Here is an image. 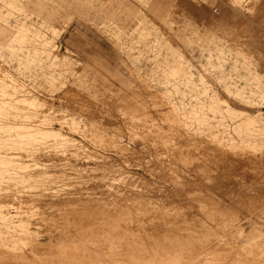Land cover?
Returning a JSON list of instances; mask_svg holds the SVG:
<instances>
[{
	"label": "rangeland",
	"instance_id": "rangeland-1",
	"mask_svg": "<svg viewBox=\"0 0 264 264\" xmlns=\"http://www.w3.org/2000/svg\"><path fill=\"white\" fill-rule=\"evenodd\" d=\"M164 1L170 12L152 13L158 0H0V206L24 216L4 222L20 223L13 242L0 224L3 264L70 261L56 248L76 244L93 250L81 264H150L157 250L169 264H264L263 238H248L264 236V81L251 72H264V0L239 23L229 0ZM12 79L64 124L18 109ZM119 233L143 251L103 253Z\"/></svg>",
	"mask_w": 264,
	"mask_h": 264
},
{
	"label": "bare ground",
	"instance_id": "bare-ground-1",
	"mask_svg": "<svg viewBox=\"0 0 264 264\" xmlns=\"http://www.w3.org/2000/svg\"><path fill=\"white\" fill-rule=\"evenodd\" d=\"M158 1H160V4H159V6H157L156 5V2H155V4H154V7H150V9H151V12L153 13V12H158V13H160L159 11H161L162 9H164L166 12L168 11V12H170L169 11V9L171 8L167 3H164V2H166V1H161V0H158ZM220 1H222V0H220ZM247 1L248 0H229V4H228V8H229V12L231 11V15H230V17H232L233 18V21H235L234 23H239L240 21H242V16H245V13H246V11H247V9H246V7H247ZM252 1H255L254 3H256L257 4V1H260V0H251L250 1V4L252 3ZM249 2V1H248ZM246 4V5H245ZM254 5V4H253ZM1 9V8H0ZM14 9V8H13ZM256 9V8H255ZM249 10V9H248ZM14 11V10H13ZM215 11V10H214ZM253 11V10H252ZM216 12V11H215ZM225 12V11H224ZM147 13V12H146ZM3 14V13H2ZM140 14V13H139ZM142 14V13H141ZM149 14V13H148ZM4 15V14H3ZM203 17V16H202ZM218 17V16H217ZM232 21V22H233ZM143 22H144V20H143ZM152 22H153V20H152ZM142 23V22H141ZM151 23V22H150ZM149 23V24H150ZM243 23V22H242ZM107 25V24H106ZM110 25H111V23H110ZM113 25V24H112ZM143 25V24H142ZM207 25V24H206ZM114 27V26H113ZM209 27V26H208ZM52 27H50V29H51ZM64 28V27H63ZM27 29V28H26ZM28 30V29H27ZM26 30V31H27ZM47 30V29H46ZM52 30V29H51ZM117 30V29H116ZM157 30H158V28H157ZM62 31H63V29H62ZM159 31V30H158ZM29 32V31H28ZM43 32V31H42ZM114 32V31H113ZM52 33H55V32H52ZM61 33H64V32H61ZM151 33V32H150ZM166 33V32H165ZM57 34V33H56ZM164 34V33H163ZM47 36V35H46ZM55 36V35H54ZM140 36V35H139ZM164 36V35H163ZM152 37V36H151ZM156 37H158V35L156 36ZM57 38V37H56ZM179 38L181 39L182 37H180L179 36ZM40 39H42L41 37H40ZM52 39H54V38H52ZM58 39V38H57ZM44 40V39H43ZM43 40H41V41H43ZM50 40V39H49ZM176 40V39H175ZM174 40V41H175ZM219 40V39H218ZM38 41V40H37ZM48 40H47V38L43 41L44 42V44L43 45H41V46H43V53L45 54V56H47V54L49 55V57H50V52H49V50H48V45L50 44L51 45V43H49V42H51V41H49V42H47ZM157 41V40H156ZM39 42V41H38ZM52 42H53V40H52ZM42 43V42H41ZM40 43V44H41ZM166 43V42H165ZM53 44V43H52ZM174 44V43H173ZM178 44V43H177ZM186 44V43H185ZM36 45V44H35ZM155 45V44H154ZM173 46V45H172ZM175 46V45H174ZM51 48H52V46H51ZM42 49V48H41ZM40 49V50H41ZM216 50V49H215ZM29 51H30V49H29ZM52 51V50H51ZM49 52V53H48ZM43 53H42V55H43ZM47 53V54H46ZM52 53V52H51ZM227 53V52H226ZM182 54V53H181ZM29 56V55H28ZM167 56V55H166ZM242 56V58H243V60H244V62L247 64V65H249L250 67L251 66H253V64L251 63V62H249L248 60H246V56H244L243 54L241 55ZM49 57H48V59H49ZM59 57V56H58ZM51 58V57H50ZM65 59V58H64ZM68 59V58H67ZM165 59V58H164ZM169 59V58H168ZM44 60V59H43ZM53 60H54V57H53ZM55 60H57V58H56V56H55ZM191 60V59H190ZM184 61V60H183ZM42 62V61H41ZM45 62V61H44ZM62 62H63V60H62ZM189 62V61H188ZM187 62V63H188ZM258 62V61H257ZM43 63V62H42ZM262 63H264V61L262 62ZM38 65V64H37ZM45 65V64H44ZM170 65V64H169ZM40 66V65H39ZM166 66H167V64H166ZM188 66V65H187ZM46 67V66H45ZM189 67V66H188ZM40 68V67H39ZM62 68V67H61ZM253 69L251 70V72H252V74L254 75V77H259V79L262 81V79H263V81H264V72H262L261 71V73L259 74V73H256L257 72V70L254 68V67H252ZM53 69V68H52ZM249 69V68H248ZM8 70V69H7ZM172 70V69H171ZM191 70V69H190ZM260 70V69H259ZM52 71V70H51ZM3 72V71H2ZM66 73H67V71H66ZM6 73H4V75H5ZM230 74V73H229ZM228 74V75H229ZM251 74V73H250ZM18 75V74H17ZM56 75V74H55ZM58 75V74H57ZM61 75V74H60ZM248 75H249V73H248ZM33 76V75H32ZM44 76V75H43ZM63 76V75H62ZM11 77V76H10ZM31 77V76H30ZM38 77V76H37ZM41 77H42V75H41ZM59 77V76H58ZM34 78V77H33ZM36 78V77H35ZM254 79V78H253ZM258 79V80H259ZM13 80V79H12ZM20 80V79H19ZM51 80V79H50ZM53 80H54V78H53ZM221 80V79H220ZM13 81H14V83H13ZM12 81V83H13V85H9L11 88L13 87V89H14V91L15 92H18L19 91V96L17 95V98H16V100L14 101V105H16L17 107H18V109H22V110H28L29 112L31 111L32 113H29V115L31 116V118H30V116H26V115H22V116H19V117H21V119H27V118H30V119H33V121H35L36 120V122H37V124H39V123H41V121L44 123V122H46L47 120L49 121V123H51L50 121H51V118L49 117V116H53V120L54 121H57V122H63V116L61 117L60 116V114H57L56 112H53V111H47V108H45V107H47V104L44 102V101H42V100H40L38 97H36L35 95L33 96V95H31V93L28 91V92H26L25 90H24V86L22 85V84H20L19 83V81H15V80H13ZM254 81V80H253ZM7 82V81H6ZM35 82V81H34ZM52 82V81H51ZM54 82V81H53ZM52 82V83H53ZM251 82V81H250ZM257 83V82H256ZM4 84V83H3ZM53 84H55V82L53 83ZM65 84V83H64ZM258 84V83H257ZM6 86V85H5ZM258 87V86H257ZM3 88V87H2ZM0 90H1V88H0ZM7 90H8V87H7ZM14 91H12L13 93H14ZM6 93H7V91H6ZM18 94V93H17ZM264 94V93H263ZM262 95V94H261ZM10 96V95H9ZM12 96V95H11ZM250 96V95H249ZM13 97H16V96H13ZM12 97V98H13ZM1 98V97H0ZM12 98H11V100H12ZM262 98V97H261ZM248 100V99H247ZM254 100V99H253ZM245 101V100H244ZM10 102V101H9ZM8 101H4V102H2L3 104H0V108H2L3 106L6 108V106L8 107V106H10L11 105V103H9ZM12 102H13V100H12ZM1 103V102H0ZM13 104V103H12ZM49 104V103H48ZM1 105H2V107H1ZM20 105V106H19ZM198 106V105H197ZM12 107H13V105H12ZM15 107V106H14ZM44 107V112H48L47 114H45V115H49L48 117L46 116H43V118H40V122H38V118H39V116L37 115V116H35L34 117V115H35V113H36V111L38 110L39 111V109L40 108H43ZM10 108V107H9ZM219 108V107H218ZM48 110H50V109H48ZM43 111V110H42ZM42 111H41V113H42ZM43 112V113H44ZM66 113V112H65ZM222 113V112H221ZM16 114V113H15ZM15 114H13V116L15 115ZM38 114L39 115H41L40 114V112H38ZM8 115V114H7ZM62 115V114H61ZM63 115H64V113H63ZM13 116H12V118H13ZM42 116V115H41ZM59 117H61V118H59ZM4 118V117H3ZM7 118V117H6ZM14 119V118H13ZM17 119V118H16ZM255 119V118H254ZM18 120V119H17ZM224 120V119H223ZM247 120V119H246ZM245 120V121H246ZM250 120V119H249ZM32 121V120H31ZM244 121V122H245ZM252 121V120H251ZM65 122V121H64ZM64 122L62 123V124H64ZM262 122V121H261ZM42 123V124H43ZM48 123V124H49ZM255 124V123H254ZM44 125V124H43ZM222 125V124H221ZM220 125V126H221ZM30 126H33V125H28V129H32V127H30ZM219 126V125H218ZM223 126V125H222ZM221 126V127H222ZM259 126V125H258ZM45 127H47V126H45ZM210 127V126H209ZM214 127V126H213ZM238 128V127H237ZM242 128V127H241ZM259 128V127H258ZM257 128V129H258ZM43 132H41V133H43L42 135H47V136H49V137H53L54 138V140L56 139V141L58 140V141H60V143H59V145H61V146H64V147H66V146H68L69 144H71L72 143V141L71 140H69V139H66V138H64V136L63 135H61L57 130H55V129H44V130H42ZM219 131V130H218ZM237 131H238V129H237ZM210 132H212V131H210ZM41 133L39 134V135H41ZM262 133H263V131H262ZM196 134H197V132H196ZM207 134V133H206ZM222 134H224V133H222ZM236 134V133H235ZM221 135V134H220ZM258 137V136H257ZM223 138H224V136H223ZM249 138V137H248ZM255 138V137H254ZM213 139V138H212ZM222 141H224V140H222ZM220 142V141H219ZM226 142H227V145H226V147L227 146H229L228 144H230V146H231V148L232 147H240V146H242V145H246V146H250V143H249V141H247V140H242V137H241V140H240V142H238V141H236L234 138H230L229 136L227 137V139H226ZM222 145V144H221ZM223 145H224V143H223ZM241 148V147H240ZM259 148V147H258ZM127 151V150H126ZM261 153V152H260ZM263 156H264V154H262ZM110 163V162H109ZM103 165V164H102ZM203 167V166H202ZM201 170V169H200ZM203 171V170H202ZM259 186V185H258ZM2 208L3 207H1L0 206V220H1V222H3V223H0V224H2V225H4V226H6L8 229H9V231L7 232V234H11L12 236H13V238L14 239H12V240H10V241H14L15 239H16V235H15V233H14V228H15V226H17V225H19L20 223H4V222H8V221H13V222H15L16 221V219L17 218H20L21 216L22 217H24L23 216V214L21 213V211H20V208H16V212H15V215H11V212L10 213H6L5 211H3L2 210ZM14 212V211H13ZM27 229V228H26ZM25 229V230H26ZM30 229V228H29ZM132 229V228H131ZM98 230V229H97ZM88 231V230H87ZM165 231V230H164ZM93 233H94V231H92ZM99 232V231H98ZM22 233V232H21ZM91 233V232H90ZM95 233H96V231H95ZM142 234V233H141ZM163 234V233H162ZM161 234V235H162ZM100 235V237H102V238H109L110 236H111V234H108V233H103V234H99ZM151 235V234H150ZM164 235V234H163ZM162 235V236H163ZM161 236V237H162ZM130 237H132V235H130V234H126V233H123V234H121V233H119V234H115L114 236H113V238H112V241H109V242H104L103 243V246L105 247V248H103L102 249V251H103V253L105 252V253H107V252H112V254L113 253H117L118 255V257H119V254L120 255H123L124 253H126V251H124L127 247H129V249H131V251L132 252H134V254L135 253H138L137 251H139V252H142L141 251V249H139L138 247V245L140 244V242H137L136 244H138L137 246V251H136V245H134L133 246V241H131V240H127V239H129ZM247 237V236H246ZM160 238V237H159ZM248 238L249 239H255V238H258V239H260V238H263V240H262V242H261V245L262 246H264V236H262V235H260V234H258L255 230H251V233L248 235ZM8 239V238H7ZM87 240V239H86ZM137 240V239H136ZM159 240V239H158ZM88 241V240H87ZM246 241H248V240H246ZM254 241V240H253ZM19 242V241H18ZM148 242V241H147ZM151 242V241H150ZM252 242V241H251ZM251 242H250V244H251ZM255 242V241H254ZM162 243V242H161ZM253 243V242H252ZM88 244H93V245H99L97 242H95V241H91L90 240V243H88ZM255 244V243H254ZM165 245V244H164ZM34 246H35V244H34ZM132 246V247H131ZM99 248H98V251H101V246H98ZM254 247V246H253ZM36 248L38 249V248H40V249H45V248H49L50 250L53 248L52 246H41V245H37L36 244ZM154 248V247H153ZM249 248V247H248ZM6 250V249H5ZM24 250V249H23ZM56 250L60 253V254H67V253H73L74 254V257H72L71 259H69L70 261H68L67 259H64V260H57V262L56 263H54V264H81V263H78V260L80 259V257H78V255H80L81 254V256H83L84 258L83 259H87V260H90V259H93L92 257H90V256H92L91 255V253L93 252V250L89 247V245H87V244H82V245H78V244H76L74 247H66L65 245H63L61 248H56ZM150 250V249H149ZM4 251V250H3ZM97 251V250H96ZM101 251V252H102ZM130 251V252H131ZM148 251V250H147ZM153 250L151 249V251L150 252H152ZM168 251V250H167ZM6 252V251H5ZM26 252V251H25ZM130 252L128 253V254H130ZM156 252H158V250L156 251ZM156 252H154L153 251V254H155V256H152L151 255V257H148V259L147 260H149V262H150V264H169L166 260H164L163 258H159V257H157V253ZM179 252V251H178ZM181 252V251H180ZM32 253V252H31ZM102 253V254H103ZM149 253V252H148ZM4 254V253H3ZM152 254V253H151ZM244 254V253H243ZM27 255H28V253H27ZM239 255V254H238ZM9 256V255H8ZM29 256V255H28ZM34 256V255H33ZM68 256V255H67ZM115 256H116V254H115ZM134 256V255H133ZM243 256V255H242ZM11 257V256H10ZM16 257V256H15ZM18 257V256H17ZM24 257V256H23ZM169 257V256H168ZM246 257V256H245ZM20 258V257H19ZM114 258V257H113ZM132 258V257H131ZM131 258H129V259H131ZM147 258V257H146ZM173 258V257H172ZM219 258V257H218ZM237 258V257H236ZM241 258V257H240ZM249 258V257H248ZM33 259H34V257H33ZM118 259V258H117ZM116 259V261L114 262V263H116V264H136V262L134 261L133 263H131V261H125L123 258H120L119 260H117ZM242 260H243V258H241ZM241 259H238L236 262L238 263V264H241L242 262V260ZM251 259V258H250ZM253 259V258H252ZM255 259V258H254ZM8 260V258L7 257H5V254H4V256H0V264H3V262H5V261H7ZM50 260V259H49ZM139 260V259H138ZM169 260V259H168ZM173 261H174V259H172ZM215 260V259H214ZM245 261H246V259H244ZM248 260V259H247ZM256 260V259H255ZM9 261V260H8ZM18 261V260H17ZM16 261V262H17ZM102 261V260H101ZM244 261V262H245ZM254 261V260H253ZM258 261V260H257ZM21 262H23V261H21ZM25 262V261H24ZM70 262H72V263H70ZM157 262V263H156ZM222 262V261H221ZM44 263V262H43ZM142 263V262H141ZM148 263V262H147ZM8 264H9V262H8ZM19 264V263H18ZM39 264V263H38ZM100 264H104V261H103V263H100ZM139 264V263H138ZM245 264V263H244Z\"/></svg>",
	"mask_w": 264,
	"mask_h": 264
}]
</instances>
